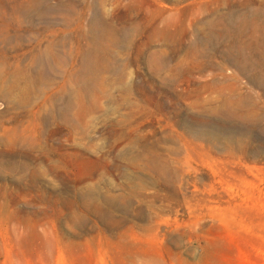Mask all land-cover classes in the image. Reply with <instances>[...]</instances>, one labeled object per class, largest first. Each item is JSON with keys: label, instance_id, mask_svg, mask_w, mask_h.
I'll use <instances>...</instances> for the list:
<instances>
[{"label": "rangeland", "instance_id": "rangeland-1", "mask_svg": "<svg viewBox=\"0 0 264 264\" xmlns=\"http://www.w3.org/2000/svg\"><path fill=\"white\" fill-rule=\"evenodd\" d=\"M0 264H264V0H0Z\"/></svg>", "mask_w": 264, "mask_h": 264}]
</instances>
